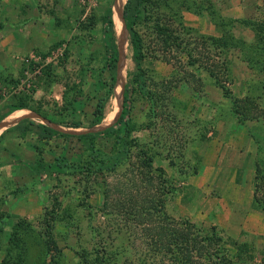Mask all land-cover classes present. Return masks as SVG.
<instances>
[{
	"label": "rangeland",
	"instance_id": "rangeland-1",
	"mask_svg": "<svg viewBox=\"0 0 264 264\" xmlns=\"http://www.w3.org/2000/svg\"><path fill=\"white\" fill-rule=\"evenodd\" d=\"M115 2L120 57L113 74L104 64L102 29ZM126 2L0 0V135L23 119L67 133L1 135L0 264H170L145 255L138 206L160 195L168 215L189 219L175 199L194 195L181 182L211 158L215 136L224 142L220 221L229 212L234 218L213 225L214 244L227 264H264V209L249 199L264 177V0L142 1L134 24L142 70L120 158L115 135L78 136L115 122L125 83L136 74ZM18 104L25 107L13 110ZM56 157L70 163L65 172L33 167ZM231 173L242 184L237 202L230 198L237 186L221 188ZM258 187L264 194V181ZM189 220L205 231L212 226Z\"/></svg>",
	"mask_w": 264,
	"mask_h": 264
},
{
	"label": "trees",
	"instance_id": "trees-1",
	"mask_svg": "<svg viewBox=\"0 0 264 264\" xmlns=\"http://www.w3.org/2000/svg\"><path fill=\"white\" fill-rule=\"evenodd\" d=\"M143 0H127L124 5V17L126 19L127 30L131 36L134 55L133 61L136 67L135 76L131 77L124 86L123 97L121 103L120 113L110 126L97 132H87L79 135V138L84 140H92L94 137H102L105 135H115L120 141L119 156L122 158L127 151L125 138L130 134L132 130L131 124V110H132V96L134 92V82L137 76L140 74L142 51L141 41L139 34L134 28L136 15L138 8ZM116 2L114 4L115 23H113L114 13L112 8L109 7L106 15L103 19V35L102 43L105 49V66L114 74L116 73V67L119 60V50L116 43L115 29L117 26V12L115 11ZM113 15V18H112ZM119 38V36H118ZM212 75H215L213 71H210ZM219 87L222 89L224 96H229L230 91L226 88L219 80ZM111 84V89L113 88ZM117 94L115 96V105L117 104ZM25 105L18 104L13 106L12 109L24 108ZM116 107V106H115ZM102 100H98L97 111L101 112ZM77 127V123L72 125ZM16 130L19 133H27L34 131L38 136L48 138H63L67 136V133L54 128L45 123H37L33 120L23 119L17 124L10 126L5 129L4 132ZM1 134V135H2ZM0 135V137H1ZM37 171L44 170L48 173L51 172H65L66 168L70 167V163L64 162L62 157H56L54 162H43L38 160L33 166ZM150 170V169H149ZM159 171L162 174V169H153ZM141 179H146V173L139 172ZM256 176V175H255ZM162 178V177H161ZM149 181V180H148ZM264 181V177H261L260 182ZM256 182L253 189V202L261 206L264 209V194L260 193V188ZM165 186V187H164ZM166 188V184L163 185ZM164 193H162L163 195ZM165 199L159 195L158 200L155 204H149L145 200V203L138 206V215L142 216V224L145 229V236L143 238V245L145 247V255L155 257L159 255L161 257H167L170 264H227L228 261L222 258L221 245H215L216 239V228L211 226L208 231L196 226L189 219L175 218L168 215L164 210ZM220 250V253H219Z\"/></svg>",
	"mask_w": 264,
	"mask_h": 264
},
{
	"label": "crops",
	"instance_id": "crops-1",
	"mask_svg": "<svg viewBox=\"0 0 264 264\" xmlns=\"http://www.w3.org/2000/svg\"><path fill=\"white\" fill-rule=\"evenodd\" d=\"M22 22L24 23V21ZM19 25H21L20 22ZM7 27L12 28L14 26L9 23ZM18 122L19 121H16L15 123L8 125L7 127L9 128L10 126L17 124ZM211 139L214 145L212 148L213 152L211 158L206 161L202 160L200 168L197 170V172H195L193 175L188 176L185 181L181 182L182 188L184 190H190V188L192 187L195 190L194 195H192L190 198H187L186 200L182 199V195H178V197L175 199V203L181 216H187L194 222L198 221V219H203L210 222L212 226L221 225L226 227L227 225H232L230 222L234 218V215L232 214V212H229V214L224 218L223 224L221 223L220 204L224 206V200H226L224 199V197H227L226 195L220 197V152L222 151L224 142L220 140V136H215ZM228 146L233 150L232 143L228 144ZM244 157L245 156L240 157L237 163L239 167L244 164ZM237 181L238 180H236L233 173L228 174V179L222 182L221 187L223 190H225L228 186H237L235 188L236 195H234L233 198L230 197L236 202L241 198L238 197V195L241 191L242 186V184H239ZM214 189L216 193L213 192ZM249 199L253 200V191L251 197L249 196ZM246 200L247 199H244V202ZM215 208L217 209L215 210Z\"/></svg>",
	"mask_w": 264,
	"mask_h": 264
},
{
	"label": "bare ground",
	"instance_id": "bare-ground-1",
	"mask_svg": "<svg viewBox=\"0 0 264 264\" xmlns=\"http://www.w3.org/2000/svg\"><path fill=\"white\" fill-rule=\"evenodd\" d=\"M119 19H120V25H121V28H122V16L120 15V8H119ZM114 17H115V13H114ZM118 82H121L120 81V79L118 80ZM121 83H120V85H119V92H118V94H117V97L120 95V93H121ZM17 112V111H16ZM16 112H15V114H16ZM32 114V113H31ZM27 116H30V115H27ZM15 123V122H14ZM3 128H1L0 130H2Z\"/></svg>",
	"mask_w": 264,
	"mask_h": 264
},
{
	"label": "water",
	"instance_id": "water-1",
	"mask_svg": "<svg viewBox=\"0 0 264 264\" xmlns=\"http://www.w3.org/2000/svg\"><path fill=\"white\" fill-rule=\"evenodd\" d=\"M118 50H119V47H118ZM119 57H120V50H119Z\"/></svg>",
	"mask_w": 264,
	"mask_h": 264
}]
</instances>
